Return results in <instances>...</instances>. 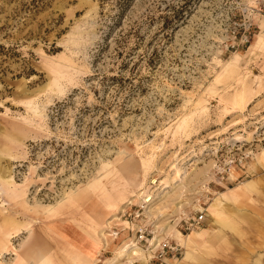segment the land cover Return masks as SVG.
Masks as SVG:
<instances>
[{
	"label": "rangeland",
	"instance_id": "rangeland-1",
	"mask_svg": "<svg viewBox=\"0 0 264 264\" xmlns=\"http://www.w3.org/2000/svg\"><path fill=\"white\" fill-rule=\"evenodd\" d=\"M263 31L264 0H0V264H160L116 257L145 196L163 264L199 229L192 264H264Z\"/></svg>",
	"mask_w": 264,
	"mask_h": 264
},
{
	"label": "built area",
	"instance_id": "built-area-1",
	"mask_svg": "<svg viewBox=\"0 0 264 264\" xmlns=\"http://www.w3.org/2000/svg\"><path fill=\"white\" fill-rule=\"evenodd\" d=\"M242 41L243 43H249L251 41V37L249 35H245ZM148 198H151V201L145 202V200ZM152 199L153 198L150 196H145V198H142L143 202L140 204L139 209L132 215V219L128 220V227L124 228L129 230V232L133 233V237H129L131 235H128L127 238V240H131L130 244L137 243L143 250H146L145 252H149L150 243L151 240L154 238L155 232L154 230L149 229L150 225L145 222L146 220L142 219L141 216L144 215L147 207L153 201ZM204 221L205 214L203 212H200L199 214L193 217L185 219L182 227L184 230L192 231L195 228H199V226L202 225ZM120 232V230H115V239L119 237ZM151 251L152 253L155 252V254L152 255L151 260L158 259L160 261V264L167 262L169 258H175L178 256V247L173 246L168 242H165L163 245L160 244L157 249H151Z\"/></svg>",
	"mask_w": 264,
	"mask_h": 264
},
{
	"label": "bare ground",
	"instance_id": "bare-ground-1",
	"mask_svg": "<svg viewBox=\"0 0 264 264\" xmlns=\"http://www.w3.org/2000/svg\"><path fill=\"white\" fill-rule=\"evenodd\" d=\"M264 32V31H263ZM260 36V35H259ZM262 41V37H258L254 40V42L252 43L251 47H253L254 49L259 45V43ZM240 188V187H239ZM236 189H233V190H230V191H235ZM225 202V201H224ZM177 232V231H176ZM203 230L202 229H199V230H194L188 237H186V239L184 238H181V233L178 232V239L180 241L183 242L184 246L186 247V253H185V256L184 258L182 259V261H180L179 264H183V262H186L188 260V258L192 255V248L193 246H195L196 244H198L202 239L205 238V236H201ZM214 237V236H213ZM154 241L157 242V239L155 238L154 236ZM153 239L151 240V243H150V248H149V258L152 259V251L151 249H157L159 246H160V242L157 243V245L153 246L152 245V241ZM209 240V239H207ZM153 241V242H154ZM128 248L126 249H122V250H119L118 251V254L116 255V257H122L125 255L124 252H127V253H131L132 255H138V253L141 251L143 252V254H145L144 252L146 251L145 249L143 250L137 243H132L130 245L127 246ZM200 247V246H199ZM138 252V253H137ZM140 254V253H139ZM37 259H35L34 263L35 264H48L47 263V260H45L44 258L42 259L40 254H37Z\"/></svg>",
	"mask_w": 264,
	"mask_h": 264
},
{
	"label": "crops",
	"instance_id": "crops-1",
	"mask_svg": "<svg viewBox=\"0 0 264 264\" xmlns=\"http://www.w3.org/2000/svg\"><path fill=\"white\" fill-rule=\"evenodd\" d=\"M177 238H178V236H177ZM98 251H101V253L100 254H103V253H105L104 251H105V249L103 250V249H99ZM192 255L188 258V260L186 261V262H183V264H192ZM170 264H173V263H171L170 262Z\"/></svg>",
	"mask_w": 264,
	"mask_h": 264
}]
</instances>
